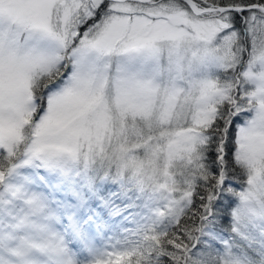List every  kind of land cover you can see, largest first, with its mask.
I'll list each match as a JSON object with an SVG mask.
<instances>
[{
	"label": "snow or ice",
	"instance_id": "6c2138e0",
	"mask_svg": "<svg viewBox=\"0 0 264 264\" xmlns=\"http://www.w3.org/2000/svg\"><path fill=\"white\" fill-rule=\"evenodd\" d=\"M25 145L154 169L158 227L99 264H264V0H0V149ZM24 225L15 255L65 264Z\"/></svg>",
	"mask_w": 264,
	"mask_h": 264
},
{
	"label": "rangeland",
	"instance_id": "374dc122",
	"mask_svg": "<svg viewBox=\"0 0 264 264\" xmlns=\"http://www.w3.org/2000/svg\"><path fill=\"white\" fill-rule=\"evenodd\" d=\"M7 160L11 163L2 170ZM1 170L6 179L0 183V264H24L25 259L51 264L35 249L27 256L15 255L23 252L21 241L34 235L28 225L19 226L25 217L42 224L46 235L53 236L66 249L64 259L74 264H99L110 258L109 253L122 240H131L134 230L157 224L158 212L167 202L166 193L156 185L99 155L33 156L25 145L15 157L0 149ZM99 175L109 180L100 183ZM32 200L43 206L41 214H33L29 203ZM128 212L132 219L129 228L118 230L119 225L127 224Z\"/></svg>",
	"mask_w": 264,
	"mask_h": 264
},
{
	"label": "trees",
	"instance_id": "16d2710c",
	"mask_svg": "<svg viewBox=\"0 0 264 264\" xmlns=\"http://www.w3.org/2000/svg\"><path fill=\"white\" fill-rule=\"evenodd\" d=\"M8 161V160H7ZM12 162H14L13 160H12ZM9 163H11V162H6V166H5V164H4V166L2 167V170H5L7 167H8V165H9ZM1 170V171H2ZM103 175H99V176H97V178H101ZM109 179H107L106 178V180H105V177H103V178H101L100 180H99V182L100 183H105V182H107ZM233 206H234V203H233ZM147 208V207H146ZM148 209V208H147ZM127 216H128V218H127V220L125 221V222H127V224H124V223H122L121 225H119V229L118 230H121V231H125L126 229H128L129 228V222H131L132 221V219H131V212H128L127 213ZM119 217L121 218V214L119 215ZM133 217V216H132ZM118 220V219H117ZM129 223V224H128ZM224 224H225V231L227 232V230L228 229H230V226H231V217H226L225 218V221H224ZM150 226H152V225H150ZM153 227H158V224H154L153 226H152V228ZM151 227H148V224H146V226H142V228L141 229H137V230H134V234H133V236H131L130 238H132L131 240H129V239H124V240H122V242H120V244H118V246H116V248L115 249H112L111 250V252L109 253V254H115V253H119V252H122V251H126V250H128V249H130V248H132L133 246H137L140 242H141V240H142V238H143V236L145 235V234H147V233H149L150 231H151V229H152ZM72 233V232H71ZM71 240V239H70ZM101 242V241H100ZM119 247V248H118ZM118 249H120V250H118Z\"/></svg>",
	"mask_w": 264,
	"mask_h": 264
},
{
	"label": "clouds",
	"instance_id": "9594fccd",
	"mask_svg": "<svg viewBox=\"0 0 264 264\" xmlns=\"http://www.w3.org/2000/svg\"><path fill=\"white\" fill-rule=\"evenodd\" d=\"M113 160L114 162L119 163L124 169L133 170L134 173L137 174L145 182L156 185L157 177L154 173V169L148 166L147 161L132 160L130 158L125 159L123 156H120L119 154ZM135 247L137 246H133L132 248L122 252L130 251ZM135 259L136 257H133L132 264H135ZM67 260L68 259H65V264H67Z\"/></svg>",
	"mask_w": 264,
	"mask_h": 264
}]
</instances>
